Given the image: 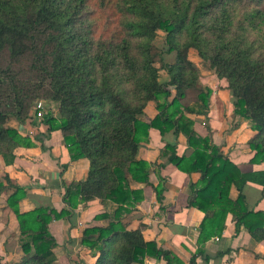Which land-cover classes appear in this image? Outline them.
Listing matches in <instances>:
<instances>
[{"label": "trees", "instance_id": "16d2710c", "mask_svg": "<svg viewBox=\"0 0 264 264\" xmlns=\"http://www.w3.org/2000/svg\"><path fill=\"white\" fill-rule=\"evenodd\" d=\"M158 31L166 34V53L175 52L171 64L156 60ZM192 51L224 82L233 115L255 132L247 143L250 164H263L264 0H0V157L9 165L15 149L32 145L9 124H26L34 103L44 100L56 107L42 119L48 131H60L71 161L89 163L84 180L64 186L60 210L20 213L26 193L13 187L7 205L19 225L18 264H54L48 224L71 220L80 204L94 200L114 209L98 216L109 220L106 227L82 231L79 244L94 264H143L146 257L184 264L156 242H145L140 228L129 231L122 223L137 200L130 182L149 185V164L137 154L150 129L181 134L192 149L178 156L173 145L165 146L169 164L200 174L188 196V207L203 214L197 244L221 236L227 215L235 234L243 228L264 243V212L249 209L244 194L247 183L264 193V170L241 172L187 116H206L212 96L199 87ZM149 103L157 114L147 123L142 117ZM7 189L0 183V197ZM154 192L160 196L162 186Z\"/></svg>", "mask_w": 264, "mask_h": 264}, {"label": "crops", "instance_id": "0c3cea01", "mask_svg": "<svg viewBox=\"0 0 264 264\" xmlns=\"http://www.w3.org/2000/svg\"><path fill=\"white\" fill-rule=\"evenodd\" d=\"M205 78L200 77L201 86L212 90L208 114L187 115L194 121L195 131L202 137L210 135L221 153L227 155L241 172L264 170V163L252 165L249 162L252 154L247 143L255 132L233 115V99L224 88V82L216 85L209 79L206 83ZM151 104L147 105L142 117L147 123L157 114ZM9 125L28 137L32 145L15 149V160L9 165L0 157V183L8 187L0 197V264H18L23 257L19 246V225L7 205V197L13 192V187H21L26 193L18 203L20 213L39 207L60 210L64 207V186L84 180L89 168L86 159L70 160L60 131L49 132L44 122L20 125L11 121ZM166 145H173L178 156L192 153L181 134L175 135L171 131L160 135L157 130H149V137L137 154V159L149 164V185L130 182L137 200L122 220L126 229L134 231L140 228L145 242H156L184 264H189L192 257L196 258L195 264H264V243L255 242L243 228L235 234L231 215L226 217L221 236L197 244L203 214L188 207V196L190 186L197 183L200 174H184L169 164L170 152ZM157 186H162L158 197L154 192ZM244 194L249 209L264 212V208H256L259 203L264 204V193L259 185L247 183ZM230 197H237L234 188L230 190ZM113 210L111 206L94 200L80 204L71 220L65 218L50 222L48 231L56 242L54 264H94L95 258L90 251L79 244L82 231L89 227H106L109 220L98 216L111 214ZM199 250H202L200 255L197 254ZM143 264L164 263L146 257Z\"/></svg>", "mask_w": 264, "mask_h": 264}, {"label": "rangeland", "instance_id": "374dc122", "mask_svg": "<svg viewBox=\"0 0 264 264\" xmlns=\"http://www.w3.org/2000/svg\"><path fill=\"white\" fill-rule=\"evenodd\" d=\"M165 38H166L165 32H163V31H158L157 32V37H156L155 43H154L155 44V47H156L155 53L157 55L156 60L157 61L163 60L164 63L171 64V63L174 62L175 52H173L171 54H167L166 53ZM189 59L197 67V69L199 71V74H200V77H206L204 82L207 83L209 79H212V82L217 85V82L218 81L215 79V76H214L213 72L210 71L209 68H208V66L201 61V59L197 55V52H195V51L190 52ZM159 65L160 64L157 63V67H159ZM160 77H161L160 79H161L162 82H165V80L168 81V75H167L166 71L163 70V69H161V71H160ZM222 84H224V83H222ZM199 87L203 88L201 86V82L200 81H199ZM218 88H219V85H218ZM171 90H173V89H171ZM42 101H44V100H42ZM44 102H46V101H44ZM151 107H152V110L156 112L155 105L153 103L151 104ZM52 111L53 112H56V107L52 106ZM249 187H251V186H249ZM251 205H252V203H251ZM256 208H259L261 210V209L264 208V204H261L260 205V203H259V205L256 206Z\"/></svg>", "mask_w": 264, "mask_h": 264}, {"label": "built area", "instance_id": "2783aa9c", "mask_svg": "<svg viewBox=\"0 0 264 264\" xmlns=\"http://www.w3.org/2000/svg\"><path fill=\"white\" fill-rule=\"evenodd\" d=\"M50 109H52V105L50 103H46L42 100L36 101L32 108V119L28 121L26 125H31L35 122L42 121L43 117Z\"/></svg>", "mask_w": 264, "mask_h": 264}]
</instances>
